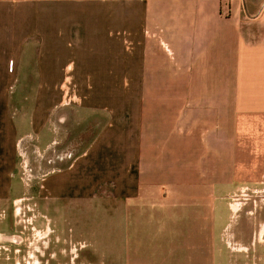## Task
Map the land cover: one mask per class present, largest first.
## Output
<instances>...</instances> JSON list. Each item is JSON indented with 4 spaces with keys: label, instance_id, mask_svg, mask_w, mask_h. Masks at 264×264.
Instances as JSON below:
<instances>
[{
    "label": "crops",
    "instance_id": "1",
    "mask_svg": "<svg viewBox=\"0 0 264 264\" xmlns=\"http://www.w3.org/2000/svg\"><path fill=\"white\" fill-rule=\"evenodd\" d=\"M57 89L105 116L58 164ZM50 208L109 218V258ZM7 219L0 264H264V0H0Z\"/></svg>",
    "mask_w": 264,
    "mask_h": 264
},
{
    "label": "rangeland",
    "instance_id": "2",
    "mask_svg": "<svg viewBox=\"0 0 264 264\" xmlns=\"http://www.w3.org/2000/svg\"><path fill=\"white\" fill-rule=\"evenodd\" d=\"M90 92V90H84L81 92L80 89H57L56 94L57 97L60 100V103L66 108L65 112H61L58 114V118L63 119V116H67L69 118L68 124H64L63 126L66 128L69 126L70 130H66L68 132L67 137L64 132L63 142L60 147H56L55 156H56V164H58L59 158L62 156L66 157H74L78 151H80V148L84 147V145L87 143V141L92 137V135L95 133L96 130L101 125V121H105V116H100L99 114L89 113L87 112L86 115L79 113V106L84 101L85 98V92ZM125 91V90H124ZM59 127L58 123L56 122V129ZM61 127V126H60ZM60 165V164H59ZM48 217H49V224L50 226H54L57 232L60 234L64 231L66 234H68L67 231H70L73 237L76 240H81L87 243L86 248H84L82 251L84 255L86 253L91 252L93 249L91 247H88L90 244L93 243V237L91 236V229L95 228L97 232V236L100 238L99 241L101 242V248L98 251L102 254V257L105 255V259L109 258V255H107V251H105L106 244L109 243V218H107L108 221L103 220V216H97L92 217L91 214L88 217H85L84 215L79 216V214L76 212V214H65L63 210L58 208L55 209H48ZM12 220L13 218L10 217ZM10 219H7V223L4 222V224L0 223V231H4L3 233H0V245L4 244L7 247H10L14 244L15 236L11 237V222ZM45 224H47L49 221L46 217L40 218ZM89 228V229H88ZM82 229V231H80ZM88 229V231H86ZM14 231V230H12ZM13 233V232H12ZM14 235V234H12ZM19 236V235H17ZM20 247V246H19ZM12 248V247H10ZM25 251V250H24ZM10 251H6V254H3V257H7V260L1 261L2 264H13L12 261L9 260L11 256H13ZM98 253L96 256L93 254H90L93 261H100L101 254ZM109 254V253H108ZM89 256V257H90ZM102 259V258H101ZM54 261V264H70L71 262H68L67 259L63 257H57ZM58 261V262H57ZM79 260H76L78 262Z\"/></svg>",
    "mask_w": 264,
    "mask_h": 264
}]
</instances>
